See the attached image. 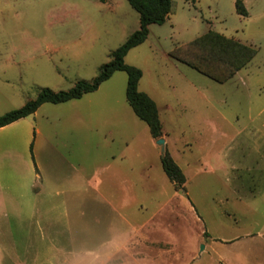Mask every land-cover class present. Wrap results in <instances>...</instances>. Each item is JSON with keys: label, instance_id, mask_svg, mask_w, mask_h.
<instances>
[{"label": "rangeland", "instance_id": "374dc122", "mask_svg": "<svg viewBox=\"0 0 264 264\" xmlns=\"http://www.w3.org/2000/svg\"><path fill=\"white\" fill-rule=\"evenodd\" d=\"M239 9L172 0L125 57L164 143L128 104L121 70L0 128V264H264V0ZM139 24L128 0H0V115L92 80ZM209 30L257 49L225 83L168 54Z\"/></svg>", "mask_w": 264, "mask_h": 264}, {"label": "trees", "instance_id": "16d2710c", "mask_svg": "<svg viewBox=\"0 0 264 264\" xmlns=\"http://www.w3.org/2000/svg\"><path fill=\"white\" fill-rule=\"evenodd\" d=\"M128 2L139 13V28L110 53L109 61L99 68L96 77L92 80H79L68 90L41 88L36 98L28 100L20 108L0 115V128L35 113L44 103H63L94 92L116 71L121 70L127 73L128 104L136 116L147 124L151 136L160 138L163 135V125L157 103L148 93L139 89L143 72L139 67L126 63L125 57L132 48L147 40L151 24H163L166 21L172 9V0H128ZM240 4L241 0H236V10L245 16L244 9H239ZM168 54L200 74L218 83H225L253 61L257 49L240 39L209 30L189 42L175 46ZM161 164L164 173L175 187L178 190L183 189L186 175L168 150L161 155ZM36 170H38L37 167Z\"/></svg>", "mask_w": 264, "mask_h": 264}, {"label": "crops", "instance_id": "0c3cea01", "mask_svg": "<svg viewBox=\"0 0 264 264\" xmlns=\"http://www.w3.org/2000/svg\"><path fill=\"white\" fill-rule=\"evenodd\" d=\"M149 30H150V29H149ZM251 64H252V62H251L247 67L251 66ZM252 170H253V171L255 170L256 173H259V172H260V169H257V168H255V167H253ZM17 264H20V263H17Z\"/></svg>", "mask_w": 264, "mask_h": 264}, {"label": "water", "instance_id": "95a60500", "mask_svg": "<svg viewBox=\"0 0 264 264\" xmlns=\"http://www.w3.org/2000/svg\"><path fill=\"white\" fill-rule=\"evenodd\" d=\"M158 143H164V139H158Z\"/></svg>", "mask_w": 264, "mask_h": 264}]
</instances>
